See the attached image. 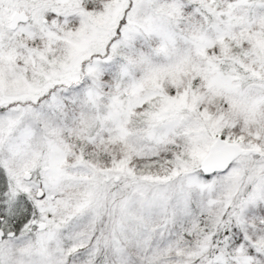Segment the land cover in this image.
Listing matches in <instances>:
<instances>
[{
  "label": "snow or ice",
  "instance_id": "snow-or-ice-1",
  "mask_svg": "<svg viewBox=\"0 0 264 264\" xmlns=\"http://www.w3.org/2000/svg\"><path fill=\"white\" fill-rule=\"evenodd\" d=\"M0 264H264V0H0Z\"/></svg>",
  "mask_w": 264,
  "mask_h": 264
}]
</instances>
